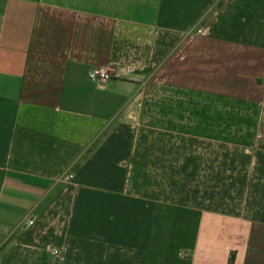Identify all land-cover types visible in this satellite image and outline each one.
I'll return each mask as SVG.
<instances>
[{"label": "crops", "instance_id": "0c3cea01", "mask_svg": "<svg viewBox=\"0 0 264 264\" xmlns=\"http://www.w3.org/2000/svg\"><path fill=\"white\" fill-rule=\"evenodd\" d=\"M0 264H264V0H0Z\"/></svg>", "mask_w": 264, "mask_h": 264}, {"label": "built area", "instance_id": "2783aa9c", "mask_svg": "<svg viewBox=\"0 0 264 264\" xmlns=\"http://www.w3.org/2000/svg\"><path fill=\"white\" fill-rule=\"evenodd\" d=\"M91 76L98 81H105V80H108L111 78L110 71L106 68H94V69H92L91 70ZM32 223L33 222L31 221L30 224H32ZM187 252H190V251H187ZM187 252H183L182 256L186 257ZM52 253L58 254V251L54 250Z\"/></svg>", "mask_w": 264, "mask_h": 264}]
</instances>
